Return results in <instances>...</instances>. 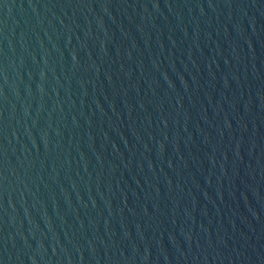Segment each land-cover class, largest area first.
<instances>
[{"label": "water", "instance_id": "water-1", "mask_svg": "<svg viewBox=\"0 0 264 264\" xmlns=\"http://www.w3.org/2000/svg\"><path fill=\"white\" fill-rule=\"evenodd\" d=\"M0 264H264V0H0Z\"/></svg>", "mask_w": 264, "mask_h": 264}]
</instances>
